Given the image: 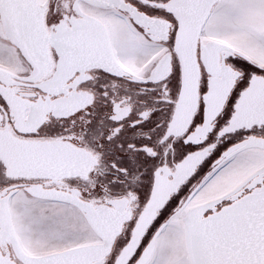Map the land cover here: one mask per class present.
Here are the masks:
<instances>
[{
  "label": "snow or ice",
  "instance_id": "1",
  "mask_svg": "<svg viewBox=\"0 0 264 264\" xmlns=\"http://www.w3.org/2000/svg\"><path fill=\"white\" fill-rule=\"evenodd\" d=\"M0 264H264V0H0Z\"/></svg>",
  "mask_w": 264,
  "mask_h": 264
},
{
  "label": "flooded vegetation",
  "instance_id": "2",
  "mask_svg": "<svg viewBox=\"0 0 264 264\" xmlns=\"http://www.w3.org/2000/svg\"><path fill=\"white\" fill-rule=\"evenodd\" d=\"M205 170H207V169H205Z\"/></svg>",
  "mask_w": 264,
  "mask_h": 264
}]
</instances>
